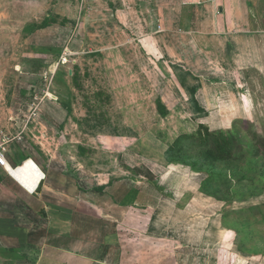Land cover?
Returning <instances> with one entry per match:
<instances>
[{
	"label": "rangeland",
	"instance_id": "obj_1",
	"mask_svg": "<svg viewBox=\"0 0 264 264\" xmlns=\"http://www.w3.org/2000/svg\"><path fill=\"white\" fill-rule=\"evenodd\" d=\"M84 4L73 5L75 13L77 8L82 12ZM44 7L49 12V6L44 4ZM58 7V11L66 10L65 5ZM84 23L81 32L86 31L83 34L86 41L79 34L69 46L78 53L74 56L77 64L65 61L64 50H41L49 41H46L48 36L40 38L45 46H40L42 42L37 45L39 59L47 54L53 57L47 62L48 67L33 69L39 77L21 90L22 98L15 104L14 113L6 112L3 117V123L12 131L13 122L15 127L22 124L19 119L26 114L33 97L40 101L35 121L29 128L34 137L29 134L26 143L8 147L11 154L13 150L20 152L19 161L10 165L16 168L26 159L25 154H31L42 170L45 167L55 171H81L104 179L128 171L145 176L143 180L136 179L145 184H149L147 179L162 175L167 186L170 183L172 188L181 191L175 194V200L187 191L194 192L190 200L179 201V207L185 203L193 208L182 218L173 216L175 212L171 213L167 207L170 192L162 193L165 202L160 211L159 204L148 207L158 208L161 214L158 219L165 223L159 228L160 235L166 239L181 236L176 242L180 241L182 247H170L168 243L152 245L146 241L156 248L144 249L151 253L149 262L264 264V81L250 80L245 84L244 73L232 70L228 73L221 67H170L163 59L143 55L137 41L123 47L131 40L116 22L103 18L99 25V19L91 17ZM70 24L71 21L67 26L71 28ZM77 27L80 31L82 26ZM53 37L55 43L57 40L58 44L63 43L64 38L59 34ZM180 43H184L183 38L169 44L173 47ZM116 45L119 47L113 50ZM99 48L101 52L91 54L90 51ZM67 68L72 70L70 75ZM19 72L25 73L23 69ZM21 77L27 81L26 76ZM228 87L233 89L232 98L225 96ZM193 92L203 112L194 111L190 100ZM46 94L54 98L49 100ZM158 104L163 106L161 111ZM199 125H206L211 132H222L233 141L230 159L213 160L206 150L187 142L196 136ZM25 162L40 172L32 184L36 189L44 174L33 161ZM154 183L159 186V180ZM143 191V198L137 204L150 200L149 206L152 205L155 197L149 193L148 197L146 190ZM136 209L142 213L140 210L145 208L137 206ZM189 219L192 226H197V233L190 229ZM176 220L183 221V229L176 228L169 233ZM195 234L197 243L192 245ZM206 234L207 241L202 242ZM136 246L142 250L140 244Z\"/></svg>",
	"mask_w": 264,
	"mask_h": 264
},
{
	"label": "crops",
	"instance_id": "obj_2",
	"mask_svg": "<svg viewBox=\"0 0 264 264\" xmlns=\"http://www.w3.org/2000/svg\"><path fill=\"white\" fill-rule=\"evenodd\" d=\"M82 2L85 3L82 12L77 8L75 13L73 5ZM43 3L49 6V12ZM2 4L5 6L0 7V131L17 132L15 127L11 126L12 131L8 129L3 117L6 112L14 113L15 104L22 98L21 90L39 77L33 69L46 67L53 57L47 54L39 59L37 45L42 42L40 46H45L40 38L48 36L46 41H49L41 50H64L65 61L77 64L74 56L78 53L69 46L79 34L86 33L81 30L84 21L91 17L99 19V25L103 18L116 22L131 40L123 47L137 41L143 55L163 59L170 67H221L228 73L231 70L244 73L245 84L250 80L264 81V0H0ZM61 4L65 5V11H58ZM49 17L55 23L43 27ZM70 21L71 28L67 26ZM55 33L64 38L63 43L54 42ZM85 38L83 35L82 40L86 41ZM177 38H183L184 43L171 47L169 43ZM101 50L90 52L97 55ZM22 69L24 75L19 72ZM67 73L70 75L72 70L69 68ZM21 76H26L27 81ZM232 90L228 87L225 96L234 97H231ZM195 98L198 101L196 93ZM27 138L30 139L29 134L22 143ZM15 143L18 142L9 148ZM7 155L10 156L7 158L9 173L0 167V264H155L149 262L151 253L144 250L156 249L150 244L168 243L170 247L182 248L180 241L176 242L181 236L175 234L177 238L166 239L160 235L161 224L165 223L158 219L161 215L158 208L148 207L159 204L160 211L165 202L162 193L170 192L167 207L171 213L175 212L173 216L182 218L193 206L184 203L179 207V204L184 198L190 200L193 191L175 200V194L181 191L172 188L170 183L168 187L162 175L154 178L152 173L154 180H147L149 184H145L136 180H143L145 176L128 171L104 179L81 171H55L45 167L42 170L31 154H25L26 159L15 168L11 165L19 161L20 152L13 150ZM27 160L33 161L44 174L36 189L32 184L40 172ZM155 180H159V186ZM97 188L103 190L97 192ZM144 189L147 195L155 197L156 202L153 200L150 206L148 198L145 204H137ZM137 206L146 210L138 213ZM182 220H176L169 233L176 228L182 230ZM190 227L197 233V226H192L191 221ZM207 234L203 235L202 242L207 241ZM193 237L192 245L198 239L196 234ZM137 244L142 246L141 251L136 248Z\"/></svg>",
	"mask_w": 264,
	"mask_h": 264
},
{
	"label": "trees",
	"instance_id": "obj_3",
	"mask_svg": "<svg viewBox=\"0 0 264 264\" xmlns=\"http://www.w3.org/2000/svg\"><path fill=\"white\" fill-rule=\"evenodd\" d=\"M50 17L47 19V21L43 24V27L49 26V24L55 23V21H51ZM190 100L192 101V104L194 105V111L198 112L201 110L203 112L204 109H202L198 103V101L195 98V93L193 92ZM161 106V107H160ZM157 108L159 111L163 109V106L161 104L157 105ZM188 143L191 145L196 146V148H200L207 151V155L216 161H226L230 159L232 155V140L222 134V132L216 133L211 132L209 128L206 125H199L196 131V136L192 138V140H187ZM264 147V145H263ZM84 152V151H82ZM151 180V179H147ZM103 189L97 188V192H101Z\"/></svg>",
	"mask_w": 264,
	"mask_h": 264
},
{
	"label": "built area",
	"instance_id": "obj_4",
	"mask_svg": "<svg viewBox=\"0 0 264 264\" xmlns=\"http://www.w3.org/2000/svg\"><path fill=\"white\" fill-rule=\"evenodd\" d=\"M66 55L67 52L65 51V56ZM61 61L64 62V57H62ZM46 97L49 100L51 98H54L53 96L50 97L49 94H46ZM39 105V99L37 97H33V99L28 104L26 114L22 115L23 117H20L19 119L22 123L19 127H15L16 125L13 122L14 119H11V121L13 122V127L17 129V132L15 134H12L11 132L5 130L0 131V167H2L7 172V166L9 165L7 160L8 147L14 142H22L25 138V135L31 134L32 136H34L29 128H31L30 125L35 121V116L37 115V112L39 110Z\"/></svg>",
	"mask_w": 264,
	"mask_h": 264
},
{
	"label": "water",
	"instance_id": "obj_5",
	"mask_svg": "<svg viewBox=\"0 0 264 264\" xmlns=\"http://www.w3.org/2000/svg\"><path fill=\"white\" fill-rule=\"evenodd\" d=\"M40 191H41V189L38 188L37 193H40ZM42 214L45 216L44 212H42Z\"/></svg>",
	"mask_w": 264,
	"mask_h": 264
},
{
	"label": "bare ground",
	"instance_id": "obj_6",
	"mask_svg": "<svg viewBox=\"0 0 264 264\" xmlns=\"http://www.w3.org/2000/svg\"><path fill=\"white\" fill-rule=\"evenodd\" d=\"M7 168H8V167H7ZM40 183H41V181H40ZM40 183H39V185H40ZM39 185H38V186H39Z\"/></svg>",
	"mask_w": 264,
	"mask_h": 264
}]
</instances>
